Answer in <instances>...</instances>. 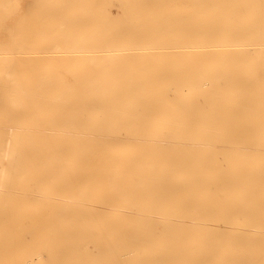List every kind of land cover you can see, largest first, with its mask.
Wrapping results in <instances>:
<instances>
[{"label": "bare ground", "instance_id": "6f19581e", "mask_svg": "<svg viewBox=\"0 0 264 264\" xmlns=\"http://www.w3.org/2000/svg\"><path fill=\"white\" fill-rule=\"evenodd\" d=\"M19 1L0 264H264V0Z\"/></svg>", "mask_w": 264, "mask_h": 264}, {"label": "rangeland", "instance_id": "374dc122", "mask_svg": "<svg viewBox=\"0 0 264 264\" xmlns=\"http://www.w3.org/2000/svg\"><path fill=\"white\" fill-rule=\"evenodd\" d=\"M19 2H20V4H21V7H20V14H22L23 11H24L26 8H28L30 1H29V0H20ZM110 11H111L112 16L114 17V16L116 15V8H115V7H111V8H110ZM3 235H4V236H2V238H5V240H10V239H11L9 233L5 232V233H3ZM31 240H32V239H31L30 236L25 237V238L23 239V241H25L26 244H27V242L30 243ZM6 249H10V247H4V249H3L2 251H6Z\"/></svg>", "mask_w": 264, "mask_h": 264}]
</instances>
